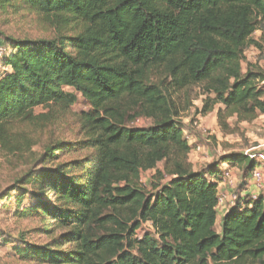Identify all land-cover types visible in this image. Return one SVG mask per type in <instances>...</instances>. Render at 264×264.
I'll use <instances>...</instances> for the list:
<instances>
[{
    "label": "trees",
    "instance_id": "trees-1",
    "mask_svg": "<svg viewBox=\"0 0 264 264\" xmlns=\"http://www.w3.org/2000/svg\"><path fill=\"white\" fill-rule=\"evenodd\" d=\"M0 6L45 17L57 32L51 40L0 33V154L32 150L54 113L76 104L65 89L91 108L81 116L78 141L47 146L37 167L1 193L0 201L20 187L19 203L25 196L32 201L23 214L43 224L36 232H63L44 245L16 239L13 254L33 264H264V195L240 200L218 233L211 181L223 163L245 162L247 169L251 162L253 171L256 161L231 153L195 170L174 102L200 85L206 100L199 114L220 105L223 130L230 119L264 116V70L242 67L249 49L264 50L254 39L264 0H0ZM38 107L49 111L37 116ZM144 119L153 124L131 126ZM62 152L89 155L46 170ZM150 171L148 188L141 176ZM30 184L33 190L21 188Z\"/></svg>",
    "mask_w": 264,
    "mask_h": 264
},
{
    "label": "rangeland",
    "instance_id": "rangeland-1",
    "mask_svg": "<svg viewBox=\"0 0 264 264\" xmlns=\"http://www.w3.org/2000/svg\"><path fill=\"white\" fill-rule=\"evenodd\" d=\"M0 33L11 36L17 40L32 39H54L57 37L55 27L47 22L45 17L26 10H17L16 8L0 6ZM264 48V23L261 25L255 38L259 39ZM261 65L264 70V51L262 53L255 48L246 52L243 70L247 71L248 64ZM0 64V68L2 67ZM158 79L153 78V83ZM77 97L76 104L67 111L66 114L58 115L54 113L55 122L49 127L46 135L42 138H36V145L32 150L23 151L20 155L0 154V195L8 188L14 187L16 182L21 180L29 170L37 167L38 159L44 152V149L56 143H73L80 139L81 116L91 110L89 103L73 89H65ZM203 86H195L188 91L177 94L174 97L175 106L179 112L178 119L183 122L185 136L188 141L194 142L195 148L210 152L214 156V161H219L225 153L246 152L256 156L264 155V119H259L254 124L238 122L237 119H230L229 126L223 130L219 123L218 111L220 105L215 106L214 111L207 116H202L199 112L205 105L206 95H204ZM49 109L38 107L35 114H45ZM152 120H139L132 123L131 126L145 127L151 126ZM88 152L59 154V160L54 164L45 166L46 170H54L58 164H66L88 156ZM40 166V165H39ZM41 168V167H38ZM205 169V168H203ZM202 170V169H200ZM197 170V171H200ZM155 174L154 171L143 173L141 182L149 187L150 180ZM242 176V175H241ZM234 181V180H233ZM241 181V182H240ZM232 191L241 193L245 189L243 178L235 183ZM20 188V187H18ZM11 191L8 198L0 201V264H33L22 261L13 254V247L16 239L29 245H44L51 242L54 238L63 234L62 231H56L48 236L44 233H37V230L43 228V224L38 219L28 218L23 212L30 207V196H25L22 203H19V196L23 191ZM21 188L33 190V185H21ZM50 203H54V198H49ZM138 237L143 236V232L137 233ZM2 237V238H1ZM22 243V244H23ZM71 246H66L63 250H70Z\"/></svg>",
    "mask_w": 264,
    "mask_h": 264
},
{
    "label": "crops",
    "instance_id": "crops-1",
    "mask_svg": "<svg viewBox=\"0 0 264 264\" xmlns=\"http://www.w3.org/2000/svg\"><path fill=\"white\" fill-rule=\"evenodd\" d=\"M256 33H258V31ZM256 33H255V35H256ZM255 35H254V39L260 42V40L262 39V36H260L259 39H256ZM260 53H262V52H260ZM259 66L262 67L261 65H259ZM220 108H221V106H220ZM259 119H264V116H260L257 120H255L252 123H247V122H245V123L254 124ZM263 123H264V121H263ZM263 129H264V125H263ZM193 143L194 142L189 141L190 146H192V148H193L192 152H191V155H190V161L193 164L195 170H200V169H203V168H207L209 165L215 163L214 156L212 154H210V152L202 150L201 148H195L193 146ZM232 153H237V152H232ZM241 153L243 155H246V152H241ZM228 154H231V153H225L223 155L225 156V155H228ZM246 156H248V155H246ZM221 157H223V156H221ZM251 161H252V159H251ZM256 164L257 165H256L255 168H262L263 171H264V166L261 165V163L256 161ZM251 165H252V163L250 162L248 167H247V169H245V166H246L245 162H242V163H235V162H233V163H231V162L223 163V164H221L219 166L218 171H217L218 173L216 175L219 176L222 173L221 171L230 170L231 174H232V178L234 180V183H238L239 180L242 177L243 178V182L245 183V189L242 192L243 193H249L250 191L253 190L252 181H251V172L252 171L251 170L247 171V170H249L251 168ZM231 188L232 187L230 185H228L227 183H225V182L224 183H221V182L219 183L218 182V184H217V189H220V191H222L224 194H229L231 192ZM262 195H264V192H263ZM225 214L226 213H224V214H222V215H220L218 217V222H217V225H216V229H217L218 233H220L221 230H222L221 229L222 228V219H223Z\"/></svg>",
    "mask_w": 264,
    "mask_h": 264
},
{
    "label": "built area",
    "instance_id": "built-area-1",
    "mask_svg": "<svg viewBox=\"0 0 264 264\" xmlns=\"http://www.w3.org/2000/svg\"><path fill=\"white\" fill-rule=\"evenodd\" d=\"M4 57V52L0 49V64L2 63V59ZM252 160L261 163L264 166V155H253L247 154ZM222 172V173H221ZM220 175L212 176L211 181L218 184L220 183H227L232 188H234V181L232 178V174L230 170L221 171ZM251 181H252V188L253 190L249 193H238L236 191H232L229 194H224L220 189H218V206L217 212L218 217L224 213H227L232 207L236 206V204L242 200H256L259 196H261L264 192V171L262 168H255L251 172Z\"/></svg>",
    "mask_w": 264,
    "mask_h": 264
}]
</instances>
